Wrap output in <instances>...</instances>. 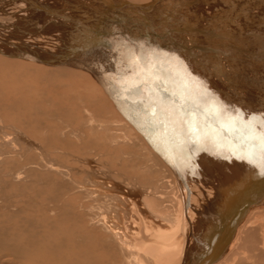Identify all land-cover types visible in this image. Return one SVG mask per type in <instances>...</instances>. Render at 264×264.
I'll return each instance as SVG.
<instances>
[{
    "label": "bare ground",
    "instance_id": "obj_1",
    "mask_svg": "<svg viewBox=\"0 0 264 264\" xmlns=\"http://www.w3.org/2000/svg\"><path fill=\"white\" fill-rule=\"evenodd\" d=\"M0 62L88 82L123 122V145H100L112 175L86 160L92 173L53 197L65 230L1 251L264 264V0H0Z\"/></svg>",
    "mask_w": 264,
    "mask_h": 264
},
{
    "label": "rangeland",
    "instance_id": "obj_2",
    "mask_svg": "<svg viewBox=\"0 0 264 264\" xmlns=\"http://www.w3.org/2000/svg\"><path fill=\"white\" fill-rule=\"evenodd\" d=\"M2 66L0 62V246L3 249L17 242L30 244V240L42 236L49 239L55 232L65 230L64 218L54 217L61 204L55 207L51 202L53 197L59 193L65 195L70 181L83 182L86 174L92 173V165L86 160L103 172L110 168L113 157L104 156L100 145L113 136L117 140H113L112 151L121 147L117 135L123 122L112 104L103 100L88 82L64 87L59 78L42 80L34 71L27 72V68L25 71L9 68L3 72ZM46 76L51 77L48 73ZM90 140H98L99 146H87ZM1 248L0 264H26L32 258L9 255Z\"/></svg>",
    "mask_w": 264,
    "mask_h": 264
},
{
    "label": "water",
    "instance_id": "obj_3",
    "mask_svg": "<svg viewBox=\"0 0 264 264\" xmlns=\"http://www.w3.org/2000/svg\"><path fill=\"white\" fill-rule=\"evenodd\" d=\"M215 260V257H213V256H211V258H210V261L208 262V264L210 263V262H213ZM207 264V262H204L203 264ZM200 264H202V263H200Z\"/></svg>",
    "mask_w": 264,
    "mask_h": 264
}]
</instances>
